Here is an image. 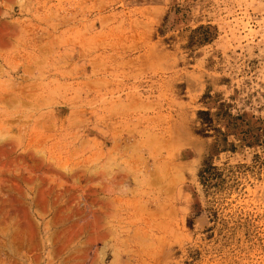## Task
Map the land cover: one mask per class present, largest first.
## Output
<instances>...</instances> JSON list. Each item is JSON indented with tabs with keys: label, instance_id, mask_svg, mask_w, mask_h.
Wrapping results in <instances>:
<instances>
[{
	"label": "rangeland",
	"instance_id": "374dc122",
	"mask_svg": "<svg viewBox=\"0 0 264 264\" xmlns=\"http://www.w3.org/2000/svg\"><path fill=\"white\" fill-rule=\"evenodd\" d=\"M0 264H264V0H0Z\"/></svg>",
	"mask_w": 264,
	"mask_h": 264
},
{
	"label": "trees",
	"instance_id": "16d2710c",
	"mask_svg": "<svg viewBox=\"0 0 264 264\" xmlns=\"http://www.w3.org/2000/svg\"><path fill=\"white\" fill-rule=\"evenodd\" d=\"M202 39H206V36H204V38H202ZM209 166H210L209 164H206L205 167L201 169V173H199V174L202 175L205 171H207V169L209 168Z\"/></svg>",
	"mask_w": 264,
	"mask_h": 264
}]
</instances>
